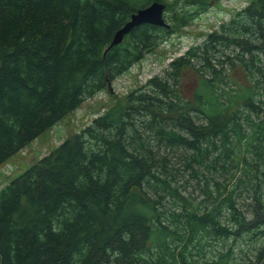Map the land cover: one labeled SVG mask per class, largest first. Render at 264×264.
<instances>
[{
    "label": "trees",
    "instance_id": "trees-1",
    "mask_svg": "<svg viewBox=\"0 0 264 264\" xmlns=\"http://www.w3.org/2000/svg\"><path fill=\"white\" fill-rule=\"evenodd\" d=\"M153 1L171 11L173 25L141 24L107 49L130 15ZM179 1L192 11H175ZM218 1L0 0V165ZM262 97L264 0H251L163 76L124 104H107L0 189V264H198L189 244L199 234L227 239L252 228L264 236L261 195L252 218L237 210L243 178L230 189L215 182V194L207 190L213 207L200 211L179 193L160 154L177 148L187 166L208 168L219 144L224 161L264 182ZM166 196L182 207L162 211ZM230 254L211 264H228ZM240 264H264V244L254 263Z\"/></svg>",
    "mask_w": 264,
    "mask_h": 264
},
{
    "label": "rangeland",
    "instance_id": "rangeland-1",
    "mask_svg": "<svg viewBox=\"0 0 264 264\" xmlns=\"http://www.w3.org/2000/svg\"><path fill=\"white\" fill-rule=\"evenodd\" d=\"M172 1V0H170ZM251 0H219L213 5H209L203 12L199 13L185 27L169 33L164 40L153 51L146 53L144 57L134 63L127 71L116 77L106 89L97 92L90 98L85 99L78 108L69 113L55 125L41 133L37 138L29 142L22 150L13 155L9 160L0 165V189L7 185L12 179L25 171L30 165L43 158L50 151L55 149L64 141L70 132H78L86 125L92 123L93 119L100 115L107 104L112 102L125 103V97L133 90L144 85L148 79L154 76H163L170 62L183 54L190 46L202 43L206 36L219 29L222 24H226L230 19L243 9ZM192 11V7L179 1L175 11ZM164 18L170 24L171 11H164ZM229 47L228 51H231ZM227 51V52H228ZM226 87L232 88L228 82ZM264 104V97L261 98ZM258 120H263L262 115ZM252 118L257 117L254 115ZM199 121V118H196ZM209 154L210 167L192 163L189 167L182 158V150L177 148H161L160 154L167 157V168L170 172L172 182L177 186L179 193L192 206L199 207V210L213 207V199L207 195L210 189L215 194V182L223 184L228 182V189L232 188L239 177L244 181L239 183L234 190V198L237 210L247 219L253 217L255 197L261 195L264 203V182L260 176L253 177V172H241V168H235L233 163L224 161L220 153L221 147ZM236 149L246 150L245 145ZM247 160L252 158L251 153H246ZM220 156L217 162L214 158ZM208 161V163H209ZM225 162V163H224ZM225 164L221 167L219 164ZM198 171V172H196ZM264 172V164L262 165ZM247 177H245V175ZM244 176V177H243ZM263 178V177H262ZM246 180V181H245ZM261 184L260 190L254 192L256 184ZM182 207L181 202L176 197L166 196L163 200L161 210L169 214L171 211H178ZM229 210L225 203L222 204L220 219L222 223H227ZM264 236L257 234L256 229L242 231L235 238L212 237L207 234H199L189 244L191 255L198 264H211L213 259L219 254H225L231 249L228 264L254 263L255 254L258 247L264 243ZM177 243V242H176Z\"/></svg>",
    "mask_w": 264,
    "mask_h": 264
},
{
    "label": "water",
    "instance_id": "water-1",
    "mask_svg": "<svg viewBox=\"0 0 264 264\" xmlns=\"http://www.w3.org/2000/svg\"><path fill=\"white\" fill-rule=\"evenodd\" d=\"M164 9L165 4L158 1H153L146 6L136 9V11L130 15L129 20L114 33L107 49L121 43L126 34L134 27L141 24L168 28L169 23L164 18Z\"/></svg>",
    "mask_w": 264,
    "mask_h": 264
}]
</instances>
